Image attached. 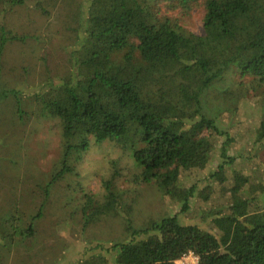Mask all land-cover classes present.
I'll list each match as a JSON object with an SVG mask.
<instances>
[{
	"label": "trees",
	"instance_id": "trees-1",
	"mask_svg": "<svg viewBox=\"0 0 264 264\" xmlns=\"http://www.w3.org/2000/svg\"><path fill=\"white\" fill-rule=\"evenodd\" d=\"M25 1L0 0L2 132L32 117L54 121L60 155L48 185L73 173L90 145L111 141L132 158L136 184L155 185L180 206L136 226L121 203L119 173L102 177V198L83 196L84 221L116 216L122 205L126 237L97 243L82 262L176 264L192 251L197 264H264V186L230 170L235 156L227 154L228 120L249 87L262 86L264 110V0H34L41 12H59L62 38L53 44L48 36L38 68L6 58L34 36L5 24ZM194 11L201 34L186 25ZM253 143L264 144V111ZM217 190L228 193L227 212L210 216L218 233L182 220L191 199L206 203ZM249 191L261 199L240 195ZM2 221L4 241L12 234Z\"/></svg>",
	"mask_w": 264,
	"mask_h": 264
},
{
	"label": "rangeland",
	"instance_id": "rangeland-1",
	"mask_svg": "<svg viewBox=\"0 0 264 264\" xmlns=\"http://www.w3.org/2000/svg\"><path fill=\"white\" fill-rule=\"evenodd\" d=\"M25 4L10 11L5 24L19 34L28 31L34 36L30 35L26 44L11 45L6 58L17 66L24 64L38 68L40 56L46 54L43 47L49 43L48 39L53 44L62 40L59 12L55 8L41 12L34 7V0H26ZM201 16L200 11H194L186 23L196 34L203 31ZM58 54L59 51L54 58L59 57ZM45 59L52 64L49 56ZM249 89L228 120L232 123L229 129L233 140L227 146V154L235 156L229 167L239 170L240 174H248L249 185L264 186V144L253 143L254 130L264 111L261 107L262 86ZM3 129L0 127V220L3 217L2 229L12 236L11 240L6 237L3 241L0 235V264H85L82 262L84 256H91L97 243L109 244L126 237L122 205H130L136 226L180 212L179 204L164 196L155 185L134 182L136 170L132 158L111 141L90 145L73 173L48 185L57 170L60 155L59 128L54 121L32 117L25 124L9 127L5 133ZM113 171L119 173L117 182L123 193L119 214L85 222L83 196L91 192L101 199L104 194L102 177H109ZM185 174L188 176L189 173ZM191 176H196L197 180L203 177L196 172ZM223 184L228 186L231 182L226 180ZM227 195L226 190H217L206 203L191 199L189 210L180 213L182 220L218 233L210 216L227 212ZM240 195L255 197L250 191L240 192ZM261 197L254 199L259 201ZM28 225L35 229L33 235L27 233ZM22 229L24 233L20 234Z\"/></svg>",
	"mask_w": 264,
	"mask_h": 264
},
{
	"label": "built area",
	"instance_id": "built-area-1",
	"mask_svg": "<svg viewBox=\"0 0 264 264\" xmlns=\"http://www.w3.org/2000/svg\"><path fill=\"white\" fill-rule=\"evenodd\" d=\"M197 261L198 257L192 251H188L176 260V264H197Z\"/></svg>",
	"mask_w": 264,
	"mask_h": 264
}]
</instances>
